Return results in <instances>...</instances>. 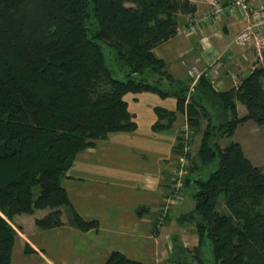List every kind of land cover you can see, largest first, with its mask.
Returning <instances> with one entry per match:
<instances>
[{
	"label": "trees",
	"instance_id": "obj_1",
	"mask_svg": "<svg viewBox=\"0 0 264 264\" xmlns=\"http://www.w3.org/2000/svg\"><path fill=\"white\" fill-rule=\"evenodd\" d=\"M196 9L190 0H0V264H12L17 216L47 211L35 221L43 231L62 227L64 214L78 230H99L74 209L63 181L80 153L137 130L124 100L130 93L177 100L174 112L155 109L153 131L181 116L189 127L174 155L186 157L180 194L192 188L195 207L178 216L179 204L166 209L176 197L172 182L154 222L159 229L175 216L199 242L190 251L173 237L178 258L169 263L264 264V172L239 143L221 146L243 124L264 126V67L224 91L202 75L188 95L154 53ZM199 136L196 155L185 154ZM106 264L145 263L113 252Z\"/></svg>",
	"mask_w": 264,
	"mask_h": 264
},
{
	"label": "crops",
	"instance_id": "obj_2",
	"mask_svg": "<svg viewBox=\"0 0 264 264\" xmlns=\"http://www.w3.org/2000/svg\"><path fill=\"white\" fill-rule=\"evenodd\" d=\"M190 1L197 8L195 14L205 12L203 0ZM187 18L180 17L179 30L186 26ZM243 26L241 20L225 18L192 35L179 31L154 53L166 63L174 79L183 82L189 80L190 67L205 70L222 64V81H217L219 90H229L253 71L247 69L248 63L232 46ZM124 100L137 130L113 135L80 153L63 181L74 209L85 220L97 221L99 230H78L69 224L67 214L66 219L63 216L62 227L47 231H39L35 225L47 211H38L28 218L15 217L17 247L25 256L35 258L34 264H106L113 252L145 264H170L171 258H178L172 251L173 237L187 250L198 246L194 228L178 226L175 216L171 215L172 220L159 229L154 222L162 193L172 183L174 148L184 120L181 116L169 130L155 132L152 130L157 122L155 109L174 112L177 100L153 93H130ZM238 110L242 111L241 105ZM140 207L148 208L150 214L138 216ZM26 248L32 253L27 254Z\"/></svg>",
	"mask_w": 264,
	"mask_h": 264
},
{
	"label": "built area",
	"instance_id": "obj_3",
	"mask_svg": "<svg viewBox=\"0 0 264 264\" xmlns=\"http://www.w3.org/2000/svg\"><path fill=\"white\" fill-rule=\"evenodd\" d=\"M206 12L201 14L190 15L187 18V24L184 28L180 29V32L185 34H195L198 30L203 29L205 26L214 25L221 22L225 18H232L235 20L244 21V28L238 33L234 42L240 46H250L253 40H255L254 54L255 62L258 66L264 67V0H205ZM216 66L210 68L214 69ZM195 72L192 71L191 74ZM202 75L210 77L212 72H208L206 69L200 72ZM181 137L186 141L189 139V127L187 123H184L181 131ZM185 154L191 152L190 146H186L184 150ZM179 168L175 171L172 193L176 194L175 199L167 198L165 201L169 206L178 205L183 198L180 191L183 188L182 180L188 173L186 166L188 162L186 157L181 155L178 160Z\"/></svg>",
	"mask_w": 264,
	"mask_h": 264
},
{
	"label": "rangeland",
	"instance_id": "obj_4",
	"mask_svg": "<svg viewBox=\"0 0 264 264\" xmlns=\"http://www.w3.org/2000/svg\"><path fill=\"white\" fill-rule=\"evenodd\" d=\"M203 3L206 6L205 0H203ZM205 12H206V10H205ZM243 23H244V21H243ZM244 25H246V24H244ZM243 28H244V26H243ZM237 35L232 40V46L234 48H236L239 51V53L242 54V56H241L242 59L245 62L248 63L247 69L248 70L255 69L256 67H258V65L255 62V54H254V50H253L254 45H255V40H253L251 45L247 46V47L236 45L233 42H234L235 38L237 37ZM217 65L219 67L216 66V67H214V69L209 68V69H206V70L208 72H212V75L209 78L214 83L213 84L214 87L216 89H220L219 86H218L219 84H218L217 81H220V80L222 81V78H221V76H222L221 73L222 72L220 73V71L222 69V64H217ZM192 71H194L195 73L191 74ZM201 71L203 72V69H200L197 66L190 67L188 72H187L189 80L188 81H184V82L177 80L178 82H180L182 84L189 85L190 93L188 95L191 94V91L193 90V88L199 82V80L201 78L200 77V72ZM150 79L156 80V78H150ZM166 86H167V84H166ZM239 114H240L241 117L246 115L247 114L246 108L242 106V111H239ZM184 122H185V120H183L182 126H183ZM182 126H181V128H182ZM181 128H180V131H181ZM200 139H201L200 136L197 137L195 139L194 144L190 147L191 156H195L196 155V153H197V151L199 149ZM231 142L239 143L242 146L246 157L253 163L254 166L260 168L264 172V126L258 127L257 125H255L252 122L243 124V125L238 127V129H237V131H236V133H235L233 138L222 140L221 141V146L224 148L228 144H230ZM172 167H173V176H174V172L179 168V163L177 161L176 156H175L174 163L172 164ZM208 171H211V167L206 169L205 173H207ZM172 182H173V179H172ZM166 193L165 192L162 193V200H163V197H164V195ZM193 194H194V191L192 190V188H189V187L186 188V192H185L186 196L183 197L180 200V202H179V205L182 208L178 210L179 214H177V216L180 215V214L189 213L190 211H192L194 209L195 201L193 199ZM177 209L175 210V212H177ZM24 217L28 218V215H24ZM66 218H67L66 214H64V219H66ZM14 225H15V223H14ZM174 228L177 229L176 226H174ZM29 231L31 232L32 230L29 229ZM39 231H43V230H39ZM46 234L51 235V233H46ZM17 242H18V240L16 241V244H15V248H14V252H13L12 264H22V262H24V261H25V264H34V260H36V259L33 258V257H27V255L25 256L24 253H21L20 247H17L18 246ZM24 256L26 258L22 259V258H24ZM206 260L208 261V259H206ZM194 264H196V263H194Z\"/></svg>",
	"mask_w": 264,
	"mask_h": 264
},
{
	"label": "bare ground",
	"instance_id": "obj_5",
	"mask_svg": "<svg viewBox=\"0 0 264 264\" xmlns=\"http://www.w3.org/2000/svg\"><path fill=\"white\" fill-rule=\"evenodd\" d=\"M208 68H210V67H208ZM208 68H207V69H208ZM253 70H254V69H253Z\"/></svg>",
	"mask_w": 264,
	"mask_h": 264
},
{
	"label": "water",
	"instance_id": "obj_6",
	"mask_svg": "<svg viewBox=\"0 0 264 264\" xmlns=\"http://www.w3.org/2000/svg\"><path fill=\"white\" fill-rule=\"evenodd\" d=\"M195 182H196V180H195Z\"/></svg>",
	"mask_w": 264,
	"mask_h": 264
}]
</instances>
